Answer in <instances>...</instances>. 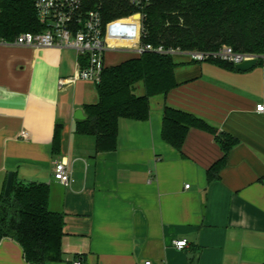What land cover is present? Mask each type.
Returning a JSON list of instances; mask_svg holds the SVG:
<instances>
[{
  "label": "crops",
  "instance_id": "0c3cea01",
  "mask_svg": "<svg viewBox=\"0 0 264 264\" xmlns=\"http://www.w3.org/2000/svg\"><path fill=\"white\" fill-rule=\"evenodd\" d=\"M125 30L126 46L109 49L106 65L138 55V15L111 23L110 42ZM176 58L179 85L151 99L147 120L120 118L117 148L97 153L95 136L75 132L76 110L86 116L85 104L99 99L97 83L59 85L74 74L77 51L0 42V193L10 172L50 184L49 207L64 214V236L62 259L47 264H264L263 67L244 62L229 70ZM166 104L239 139L219 179L208 182L223 155L212 133L191 128L181 150L163 139ZM57 123L63 128L54 153ZM63 158L74 179L69 186L54 176ZM182 238L188 245L180 249L175 240ZM0 264L32 263L6 237Z\"/></svg>",
  "mask_w": 264,
  "mask_h": 264
},
{
  "label": "trees",
  "instance_id": "16d2710c",
  "mask_svg": "<svg viewBox=\"0 0 264 264\" xmlns=\"http://www.w3.org/2000/svg\"><path fill=\"white\" fill-rule=\"evenodd\" d=\"M101 1L106 21L138 11L131 0ZM143 13L144 44L202 51L231 45L242 52L264 53V0H151ZM44 28L33 0H0V38L12 41L23 32H42ZM209 61L229 70L237 66L222 60ZM180 66L176 55L156 51L106 65L97 83L99 99L85 104L86 116L77 120L75 132L95 136L97 153L115 150L120 118L147 120L151 99L167 96L179 85L176 72ZM141 87L143 93L139 92ZM62 128V123L56 124L54 153L60 149ZM191 128L212 133L223 151L208 169L211 183L220 178L231 149L240 141L191 112L165 105V141L181 150ZM50 193L49 183L21 180L16 174L10 194L0 193V241L6 237L17 240L32 264L62 259L64 214L50 209Z\"/></svg>",
  "mask_w": 264,
  "mask_h": 264
},
{
  "label": "built area",
  "instance_id": "2783aa9c",
  "mask_svg": "<svg viewBox=\"0 0 264 264\" xmlns=\"http://www.w3.org/2000/svg\"><path fill=\"white\" fill-rule=\"evenodd\" d=\"M38 18L45 28L42 32H23L14 40L8 41L0 38L1 43L14 42L15 44L35 46V47H58L72 48L80 56L75 72L72 76L61 78L59 85L61 88L69 86L78 80H91L98 83L101 80L103 70L106 66V53L109 49L125 47L122 45L129 38V33L125 31H115L117 33L116 42H110V25L121 18H129L138 15V38L139 43L135 46V51L142 54L145 51H156L167 54H185L191 60H222L239 65L244 62H251L253 65H261L264 71V53L242 52L234 49L231 45H223L217 50H183L177 48H165L163 45L154 46L151 43L142 42L145 34L143 27V10L151 0H131L138 11L121 18L106 21L101 9L102 1L93 0H33ZM128 38V39H127ZM259 112H264V103L257 105ZM21 137L30 139L28 131H23ZM54 176L61 183L69 186L73 181L72 170L68 161L63 158L56 162ZM190 184H186L189 188ZM176 247L182 249L188 245V240L182 238L175 240ZM72 264H83L82 258H76ZM145 264H154L152 260H147Z\"/></svg>",
  "mask_w": 264,
  "mask_h": 264
},
{
  "label": "water",
  "instance_id": "95a60500",
  "mask_svg": "<svg viewBox=\"0 0 264 264\" xmlns=\"http://www.w3.org/2000/svg\"><path fill=\"white\" fill-rule=\"evenodd\" d=\"M75 118L76 119H84L85 118V115H84L82 109L76 110V112H75ZM12 181H13V172H10L9 173V176H8L6 188H5V194L6 195H9L10 194L11 186H12Z\"/></svg>",
  "mask_w": 264,
  "mask_h": 264
}]
</instances>
